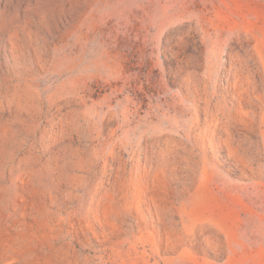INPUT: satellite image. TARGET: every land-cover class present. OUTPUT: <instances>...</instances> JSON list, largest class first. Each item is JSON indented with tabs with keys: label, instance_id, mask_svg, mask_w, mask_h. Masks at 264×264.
I'll return each instance as SVG.
<instances>
[{
	"label": "rangeland",
	"instance_id": "obj_1",
	"mask_svg": "<svg viewBox=\"0 0 264 264\" xmlns=\"http://www.w3.org/2000/svg\"><path fill=\"white\" fill-rule=\"evenodd\" d=\"M0 264H264V0H0Z\"/></svg>",
	"mask_w": 264,
	"mask_h": 264
}]
</instances>
